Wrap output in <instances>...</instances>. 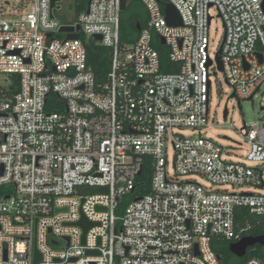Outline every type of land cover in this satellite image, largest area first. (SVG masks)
<instances>
[{"label":"built area","instance_id":"obj_1","mask_svg":"<svg viewBox=\"0 0 264 264\" xmlns=\"http://www.w3.org/2000/svg\"><path fill=\"white\" fill-rule=\"evenodd\" d=\"M20 1L0 0V264H221L212 241L251 228H236L237 208L264 232V126L235 127L240 161L208 135L211 76L239 109L264 87V0H140L147 22L125 47L121 0H89L68 24L62 0ZM156 38L176 73L161 72ZM88 39L112 51L102 81ZM145 167L150 192L128 201ZM82 217L94 224L84 243Z\"/></svg>","mask_w":264,"mask_h":264},{"label":"trees","instance_id":"obj_2","mask_svg":"<svg viewBox=\"0 0 264 264\" xmlns=\"http://www.w3.org/2000/svg\"><path fill=\"white\" fill-rule=\"evenodd\" d=\"M89 0H75L73 7L76 15L84 12L87 9ZM128 4V3H127ZM142 4V3H141ZM133 8V14L129 19L123 18V12H121V24H120V45L122 47L130 46L135 43L138 38L139 30L138 28H143L147 22V13L143 11L142 6L138 0H132L131 3L126 5ZM144 7V6H143ZM126 9L124 11H126ZM154 47L159 53L160 57V70L163 73H176L178 71V65L173 64L168 60L167 49L165 46L161 45L156 38L154 40ZM86 53H87V65L93 71L97 81H102L105 79L111 63V49L103 48L97 45L93 39H89L85 42ZM52 97H55L52 95ZM150 178V168L145 167L142 170V174L137 178V187L132 191L127 200L131 201L135 198L142 197L150 192L149 187ZM235 226L236 228H242L246 226H251L247 231V236L258 237L263 236L264 232L260 225L259 219L249 213L247 209L237 208L235 211ZM232 240L216 239L212 241L211 247L215 254L220 258L221 264H243L247 261V256L243 258H237L232 255L229 251V245ZM260 255V260L264 263V255L262 250L264 245H255Z\"/></svg>","mask_w":264,"mask_h":264},{"label":"rangeland","instance_id":"obj_3","mask_svg":"<svg viewBox=\"0 0 264 264\" xmlns=\"http://www.w3.org/2000/svg\"><path fill=\"white\" fill-rule=\"evenodd\" d=\"M9 1L13 5H18L21 8L26 4L25 2L21 3L20 0ZM74 1L75 0H62L58 4V7L61 10L57 13V19L61 22V24H68L70 20L75 19L76 13L72 9ZM131 1L132 0H127V3L129 4ZM138 1L142 6L140 0ZM142 8L146 13L145 8L143 6ZM123 13V18L125 20L129 19L133 14V8L129 6L126 11H123ZM211 27L212 31L210 34V40L213 43L212 46L216 47V44L221 38L222 23L218 19L214 20L211 24ZM210 81V101L212 103L210 125L212 129L208 132V135H210L215 141H217L220 145L224 146L227 151H229L228 156L234 157L231 158V160H243L242 156L247 152V146L243 142V139L238 135L235 127L240 129L243 125L242 121L248 127H251L255 124H257L259 127L264 126V110H261L264 87H262L261 91L253 100L240 101L241 108L239 109L237 106V100L230 97L228 86L225 84L223 75L221 73H218L217 77L211 76ZM225 106H227L229 117L224 120L223 110ZM223 137H227L229 140L223 139ZM169 157H171V154H169ZM199 181L205 183L202 180ZM236 191L238 192L239 190L236 189ZM262 254L264 255V249L262 250Z\"/></svg>","mask_w":264,"mask_h":264},{"label":"water","instance_id":"obj_4","mask_svg":"<svg viewBox=\"0 0 264 264\" xmlns=\"http://www.w3.org/2000/svg\"><path fill=\"white\" fill-rule=\"evenodd\" d=\"M60 0H51V8H53L55 6L56 2H59ZM126 5H127V0H121V11L123 12L126 9ZM165 9V18L168 22V24L170 26H181V19L180 16L178 14V12L175 10V8L167 3L164 5ZM79 30V26H77L76 28L70 27V26H63L60 28L59 32L66 34L65 36V40H73V39H78L79 36L77 32ZM138 30H140V28H138ZM96 40H100L99 36L95 37ZM161 44H164V40L161 39L160 41ZM260 58V56H259ZM220 66V63H219ZM221 69V67H220ZM17 80H20V77H17ZM249 100H252V97L249 98ZM240 107V106H239ZM261 110H263V108H261ZM226 117V110H224V118ZM100 210V208H99ZM76 226H79L80 228H82L83 230V237H82V243H84V238H85V233L94 225L93 223L88 222L87 220H85L84 217H82L76 224ZM255 245H260L263 246L264 245V236H258V237H252V236H247L242 238L240 241L235 242V243H231L229 245V251L232 255H234L237 258H243L246 255L249 258H258L259 254H258V250L254 249L253 247ZM251 248V250L248 251V249ZM96 252H87V254H95ZM196 255H198V253H195ZM219 260L220 258L217 257ZM37 260H39V256L35 259V262H37Z\"/></svg>","mask_w":264,"mask_h":264},{"label":"flooded vegetation","instance_id":"obj_5","mask_svg":"<svg viewBox=\"0 0 264 264\" xmlns=\"http://www.w3.org/2000/svg\"><path fill=\"white\" fill-rule=\"evenodd\" d=\"M253 248H255V246H254ZM255 249H256V248H255Z\"/></svg>","mask_w":264,"mask_h":264}]
</instances>
